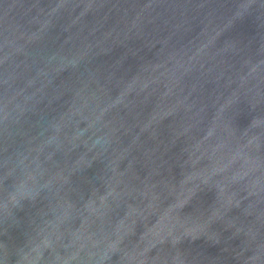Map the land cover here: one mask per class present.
Here are the masks:
<instances>
[{"label": "water", "instance_id": "obj_1", "mask_svg": "<svg viewBox=\"0 0 264 264\" xmlns=\"http://www.w3.org/2000/svg\"><path fill=\"white\" fill-rule=\"evenodd\" d=\"M0 264H264V0H0Z\"/></svg>", "mask_w": 264, "mask_h": 264}]
</instances>
